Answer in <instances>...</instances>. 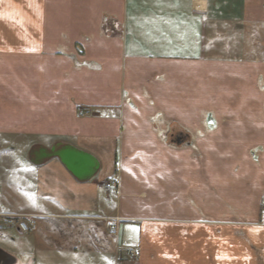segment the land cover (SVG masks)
Segmentation results:
<instances>
[{"label":"crops","instance_id":"1","mask_svg":"<svg viewBox=\"0 0 264 264\" xmlns=\"http://www.w3.org/2000/svg\"><path fill=\"white\" fill-rule=\"evenodd\" d=\"M2 148L15 264H264V0H0Z\"/></svg>","mask_w":264,"mask_h":264},{"label":"water","instance_id":"2","mask_svg":"<svg viewBox=\"0 0 264 264\" xmlns=\"http://www.w3.org/2000/svg\"><path fill=\"white\" fill-rule=\"evenodd\" d=\"M55 155L75 176H79V171L77 168L78 164H84L88 166L92 165L90 156L71 148H66L64 151L57 152ZM0 264H15V259L11 255L3 251L1 248Z\"/></svg>","mask_w":264,"mask_h":264},{"label":"built area","instance_id":"3","mask_svg":"<svg viewBox=\"0 0 264 264\" xmlns=\"http://www.w3.org/2000/svg\"><path fill=\"white\" fill-rule=\"evenodd\" d=\"M107 188L115 189L117 183L115 179H111L110 182L106 184ZM16 228L19 232L29 233L36 228V221L33 216H23V215H1L0 214V233L6 228ZM114 228H111V232H114ZM128 254L133 259L136 258V253L133 250H129Z\"/></svg>","mask_w":264,"mask_h":264},{"label":"rangeland","instance_id":"4","mask_svg":"<svg viewBox=\"0 0 264 264\" xmlns=\"http://www.w3.org/2000/svg\"><path fill=\"white\" fill-rule=\"evenodd\" d=\"M9 154V150L8 149H5V148H2L0 149V157H4L6 155ZM25 153H23L24 155ZM19 155V154H18ZM1 164H3L2 162H0V166ZM0 188H1V185H0ZM6 231H3L1 232L0 234L2 233H5ZM13 237H15L16 239L19 237V233H17L16 229L13 228ZM22 235H24L23 233H20ZM48 245V244H47ZM49 246V245H48ZM0 247H2V240L0 239ZM51 247V246H50ZM58 249V248H57ZM39 252H41V254L43 255V258L39 259L37 264H59L62 260H53V259H50L47 255V250H44L43 247L41 246V249L40 247L38 248ZM8 251L10 254H12L13 256H15V251L12 247L8 248Z\"/></svg>","mask_w":264,"mask_h":264}]
</instances>
